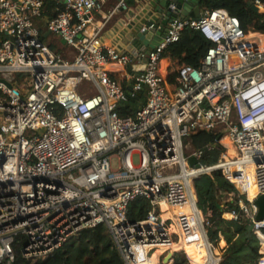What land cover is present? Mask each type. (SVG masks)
<instances>
[{
    "label": "built area",
    "instance_id": "obj_1",
    "mask_svg": "<svg viewBox=\"0 0 264 264\" xmlns=\"http://www.w3.org/2000/svg\"><path fill=\"white\" fill-rule=\"evenodd\" d=\"M108 1L66 0L46 20L47 30L74 53L64 59L41 37L36 20L43 0H0V264H12L17 249L31 264L44 261L98 225L107 227L125 264H147L162 247L157 264H192L184 250L181 260L174 252L182 238L203 240L207 264H220L222 250L216 254L209 237L212 210L199 208L193 186L195 177L214 170L238 191L228 199L235 207L222 217L251 223L260 246L257 264H264V218H256L255 202L264 194V34L245 31L225 9L180 18L171 3L175 15L158 44L132 55L107 43L104 26L95 22ZM249 1L264 13V0ZM129 9L128 0H114L108 16ZM160 27L151 19L140 32ZM185 28L212 45L198 66L173 71L169 84L163 54ZM134 63L145 67L129 74L124 88L110 65ZM84 80L89 86L81 93ZM143 94L135 112L120 114ZM199 132L220 134L219 142L227 138L234 154L224 142L215 165L201 164L204 149L187 153L185 143ZM191 156L199 167L189 164ZM138 199L148 202L147 212L131 221L129 209ZM163 202L189 211L164 218Z\"/></svg>",
    "mask_w": 264,
    "mask_h": 264
},
{
    "label": "trees",
    "instance_id": "obj_2",
    "mask_svg": "<svg viewBox=\"0 0 264 264\" xmlns=\"http://www.w3.org/2000/svg\"><path fill=\"white\" fill-rule=\"evenodd\" d=\"M44 7L42 15L47 18H53L59 10H63L65 5L62 0H43ZM132 4V0H128ZM200 6L206 9L222 8L227 10L231 15L239 18L241 27L245 31L260 32L264 34V13H258L251 8L248 0H200ZM58 8V10H57ZM41 37L45 29L41 28ZM1 39V36H0ZM211 42L207 40L200 31L192 28H185L178 42L171 44L165 50L163 57L169 58L178 65L198 66L205 56ZM52 47H54L52 45ZM57 48V53L64 57L63 49ZM67 58V57H66ZM167 61H162V68L165 67ZM166 79L170 84L174 79L171 67L166 66ZM172 74V75H171ZM114 78V76H112ZM127 88V87H124ZM81 93H85L83 89H79ZM145 95L143 94L142 97ZM145 100L143 101V103ZM138 108L137 100L131 99L125 106L120 107L121 115H129ZM192 140L201 136H209V141L199 143L193 149H204L201 158V164L211 166L215 165L221 154L226 150L225 144H220V134L212 132H199L192 134ZM187 139L185 143L192 141ZM207 145H211L207 147ZM193 186L196 191L198 206L206 211L207 208L212 210L213 227L209 229V237L212 241L218 243L220 240L219 233L222 234L225 241L222 246V259L220 264H257L260 257L259 243L256 236L252 232L251 223L247 220L237 222L232 219L222 217L223 212H227L235 207L234 202L228 201L231 193H237V188L222 173L221 170H214L210 173H204L194 178ZM218 205L222 206V210ZM148 208V202L144 199L135 201L129 209V219L135 221L145 217ZM188 212V209H183ZM174 214L166 215L164 218H173ZM175 228V226H174ZM172 230V229H171ZM185 249L188 253L192 247L188 241L183 240ZM162 249V248H161ZM160 252V248L155 250ZM220 250H216L219 254ZM16 259L12 264H31L25 260L17 249ZM204 254V253H203ZM178 259L179 255H177ZM192 264L202 263L201 255L191 259ZM2 264H7L3 262ZM33 264H125L112 236L104 225H98L93 228H86L74 238L68 240L61 248L57 249L52 256L44 261H37Z\"/></svg>",
    "mask_w": 264,
    "mask_h": 264
},
{
    "label": "crops",
    "instance_id": "obj_3",
    "mask_svg": "<svg viewBox=\"0 0 264 264\" xmlns=\"http://www.w3.org/2000/svg\"><path fill=\"white\" fill-rule=\"evenodd\" d=\"M152 1L153 0H139V1L132 0V4H129L130 5V9L128 11L120 10L119 12H116L112 17H109L108 16L109 10L114 5V0H109L105 4L104 9L101 12H97L96 16H95V22H97V25H99V26L103 25L104 26L103 30H102V35H103V38H105V41L107 43H110V44H115L116 43L117 46H119V47L122 46L126 51H129L133 55V52H131V49H129L131 47L130 43H127V42H125V40L120 38V37H122L121 36V31H123V27L126 26V25L123 26V24L124 23L126 24V22H129L130 20H132V18H134L137 14L141 15V19L147 20L146 22L151 20L153 15H156L158 17L157 21L160 24H162V22L166 18L164 14H165L167 9H165L164 12L161 13V12H155V9L153 10V8H150V9H152L154 11L152 16H149L145 12L144 13L142 12V10L146 6L149 7V5H150V3ZM165 1L166 0H157L155 3H157V2L163 3ZM172 1L173 0H169V2H172ZM157 6H158V4H157ZM196 7H197V5L194 2V0H184L183 7H182L181 11H184L185 8L188 9L189 11L190 10L193 11L194 8H196ZM199 9H200L199 12H200V15H201L204 8L199 6ZM181 11L179 13H181ZM47 19H48L47 16H43L42 15L41 18H38L36 20L39 26L41 24L40 29H41L42 26H44V29H45L44 33L48 31L47 27H46V20ZM41 33H42V31H41ZM49 34H51V33L49 32ZM49 34L46 37L43 34L44 38H42V39L47 44H50L51 48L55 52H57V48L58 47L60 48L59 50H62L64 44L61 42V38L57 34L53 33L54 35L58 36L60 38V40L59 39H55L57 41V43H55V40L54 41H51V40L48 41L47 38H48ZM160 39H161L160 36L154 35L153 38L151 39V42L155 43V42L160 41ZM52 45L54 47H52ZM163 60H166L167 63L166 64L164 63L165 67H163V68H162V64H161L162 72L163 71H167L166 70V66L167 67H171V60L169 58H164ZM144 67H145V63H141V64L134 63V64H129V65L112 64V65H110V70H112L111 71L112 72V76H114L115 80H117L123 87H129V85L131 84L132 80L128 79V75L129 74L130 75L133 74L134 70L142 69ZM164 75L166 76L165 73H164ZM172 82H173V79H172ZM83 89H84V87H83ZM145 98H146L145 96L144 97L140 96V98L137 100V104H142L143 101L145 100ZM224 244H225V241H224V239H222L220 241L221 247L224 246Z\"/></svg>",
    "mask_w": 264,
    "mask_h": 264
},
{
    "label": "water",
    "instance_id": "obj_4",
    "mask_svg": "<svg viewBox=\"0 0 264 264\" xmlns=\"http://www.w3.org/2000/svg\"><path fill=\"white\" fill-rule=\"evenodd\" d=\"M157 0H153L149 7H145L143 10V13L145 12L146 14H148L149 16H152L154 13V9L155 12H164L165 9V20L162 22L161 27L155 31V32H140V27L141 25L145 24L147 20L141 19V15L137 14L134 18H132V20H130L129 22H126V24L124 23L123 27V31H121V36L120 38H122L123 40H125V42L130 43V48L131 52H135V51H139L140 49H148L151 48L155 45L158 44V42L152 43L151 39L153 38L154 35H158V36H162L164 34L165 31V26L168 23V21L171 19L172 16L175 15V12L172 11V9L169 7L170 3H174L176 4L177 7V11L180 12L182 7H183V3L184 0H173L172 2H169V0H166L163 3H155ZM63 3L66 2V0H62ZM194 2L196 3L197 7L194 8V10H188L185 8L184 11H181V13H179L180 18H185V17H199L200 16V12H199V6H200V0H194ZM158 4V6H157ZM248 4L251 6V8L253 10H255L256 12H258V9L255 5H253L251 3V1L248 0ZM150 8H153L150 9ZM152 20H158V17L156 15L152 16ZM49 34V31L44 33V36L46 37ZM61 42L63 44H65V40L61 39ZM189 164L191 166H196L199 167L200 163L197 161V158L194 156H191L188 158ZM259 207V212L257 214V219H263L264 218V194L260 195L256 201H255ZM219 209L222 210V206L218 205ZM168 259H166L165 261H167Z\"/></svg>",
    "mask_w": 264,
    "mask_h": 264
},
{
    "label": "rangeland",
    "instance_id": "obj_5",
    "mask_svg": "<svg viewBox=\"0 0 264 264\" xmlns=\"http://www.w3.org/2000/svg\"><path fill=\"white\" fill-rule=\"evenodd\" d=\"M40 26H41V24H40ZM41 28L44 29V26H42ZM249 36L250 37H253L255 35H253L251 33ZM55 39H59L60 40V38L58 36L54 35L53 33L49 34V36L47 38L48 41H50V40L51 41H54ZM55 43H57L56 40H55ZM63 47H65V48L63 49V52H64L63 55H64V57L63 56L62 57L64 59H72L74 57V53L70 50L71 48L68 47V46H66L65 44L63 45ZM176 69H178V65H176L174 62L171 61V71H175ZM87 86H89V82L87 80H84L80 84L79 89H83V87L86 88ZM192 138H193V136H190L188 139L189 140L190 139L192 140ZM209 138H210L209 136H201L200 138L199 137L196 138L197 139L196 141H193V140L192 141H189L188 143H186V146H187L186 152L187 153H190L193 150V148H195L196 146H198V142L199 143H202V142L209 141ZM226 141L227 140H225V142ZM220 144H224V141L223 142H220ZM227 215L228 214H226V218H229V216H227ZM171 229L172 230H175L174 225H171ZM183 240L184 239L182 238L181 242L173 245L174 252H176L175 253L176 254V257H177V255H179V258H181V259L184 258V253L182 251H179V250L185 249L184 246H182V244H184ZM188 243L192 247V249L188 253L185 252L186 254H188L189 258L190 259H194V258H196V256L201 255L202 263H200V264L205 263L207 261V257L203 254V251H202L203 250L202 240L199 241L198 244L197 243H194V242H188ZM215 245L217 247V250H220V251L222 250L223 247H221L220 242L215 243ZM163 251H164V248L163 247H162V249L160 248V252H154L153 255L150 258L147 259V261H149V263H151V264H157L158 255L161 254ZM215 253H216V251H215Z\"/></svg>",
    "mask_w": 264,
    "mask_h": 264
},
{
    "label": "bare ground",
    "instance_id": "obj_6",
    "mask_svg": "<svg viewBox=\"0 0 264 264\" xmlns=\"http://www.w3.org/2000/svg\"><path fill=\"white\" fill-rule=\"evenodd\" d=\"M252 34H254V33H252ZM263 38H264V36H263ZM225 140H227L226 143L229 144V154H234L235 151L232 148V146L230 145L228 139L227 138L224 139V142H225ZM251 170H252V168L250 166H248L247 167V172H251ZM255 195H256L255 191L253 189H251L249 191V197L253 198ZM161 208H162V211H163V217H165L166 215H169V214H176L177 212H179V211H181L183 209H188V211H189V208L187 206L186 207H182V208H179V207L170 208V206L166 202H163L161 204ZM227 216H229V215H227ZM202 245H203V250L202 251H203L204 255L207 257V261L205 263H203V264H207V262H210V257H209V254L207 252V249L204 246L203 240H202ZM216 250H217V248H216ZM147 264H151V263H149V261H147Z\"/></svg>",
    "mask_w": 264,
    "mask_h": 264
}]
</instances>
